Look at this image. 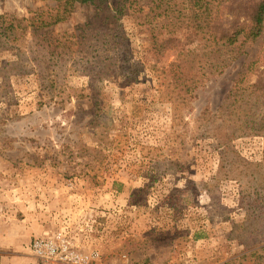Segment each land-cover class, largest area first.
<instances>
[{
    "label": "rangeland",
    "instance_id": "1",
    "mask_svg": "<svg viewBox=\"0 0 264 264\" xmlns=\"http://www.w3.org/2000/svg\"><path fill=\"white\" fill-rule=\"evenodd\" d=\"M55 5L0 0V13L30 16ZM93 14L91 5L77 4L52 28L78 33ZM121 22L129 48L109 51L103 79L58 67L50 89L31 59L23 66L33 73L8 74L0 95V264H224L250 250L246 236L232 231L252 219L246 185L212 130L223 124L231 133L242 115L241 105L226 102L238 67L211 78L188 102L162 101L161 70L173 56L157 54L147 25L130 15ZM260 46L264 64V21L251 56ZM14 56L0 51V82ZM79 88L85 92L76 98ZM262 92L252 115L264 113ZM95 97L107 120L93 118ZM228 143L248 161L264 162V136L238 133Z\"/></svg>",
    "mask_w": 264,
    "mask_h": 264
},
{
    "label": "trees",
    "instance_id": "2",
    "mask_svg": "<svg viewBox=\"0 0 264 264\" xmlns=\"http://www.w3.org/2000/svg\"><path fill=\"white\" fill-rule=\"evenodd\" d=\"M54 1L55 7L32 10L30 16L0 13V51L15 54L3 64L0 95L6 93L11 71L33 73L39 68L40 85L50 89H56L58 67L90 69L96 73L97 80L103 79L112 66L109 51L114 53L129 48L128 33L121 22L124 15L148 26L149 40L157 47V54L173 56L169 70H161L163 82L158 91L162 101L188 102L211 78L229 67H238L226 102L241 105L242 115L231 122L234 126L231 133L223 124L212 130L219 144L228 147L227 154L232 156L233 166L246 185V209L251 212L252 219L233 224L232 231L236 237L246 236L250 250L224 264L237 261L242 264L248 258H252L251 264H264V218L259 221L264 212V162L248 161L228 143L238 133L264 136V113L252 115L256 111L252 108L255 99L264 88V64L259 60L262 45L252 56L249 49L263 33L264 0ZM77 4L91 5L93 16L77 26L78 33L55 32L52 26L67 21ZM196 41L204 45L195 50L187 48ZM27 59L36 61L37 69L27 70L23 66ZM83 91L79 88L72 94L79 98ZM57 95L51 93L50 98H59L61 93ZM87 96L91 94L84 95ZM93 107L94 119H108L109 110L104 109L99 99L96 98ZM199 237L202 235L196 234L195 238Z\"/></svg>",
    "mask_w": 264,
    "mask_h": 264
},
{
    "label": "built area",
    "instance_id": "3",
    "mask_svg": "<svg viewBox=\"0 0 264 264\" xmlns=\"http://www.w3.org/2000/svg\"><path fill=\"white\" fill-rule=\"evenodd\" d=\"M44 241H41V242H37L36 243V245H35V247H36V250L38 251V252H43V246L45 245L44 243H43ZM53 250V247H52V245H48V247H47V251H52Z\"/></svg>",
    "mask_w": 264,
    "mask_h": 264
}]
</instances>
